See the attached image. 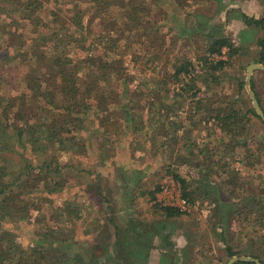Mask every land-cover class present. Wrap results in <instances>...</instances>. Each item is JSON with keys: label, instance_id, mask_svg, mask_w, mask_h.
I'll return each instance as SVG.
<instances>
[{"label": "rangeland", "instance_id": "1", "mask_svg": "<svg viewBox=\"0 0 264 264\" xmlns=\"http://www.w3.org/2000/svg\"><path fill=\"white\" fill-rule=\"evenodd\" d=\"M157 1H131L132 7H136L133 12L150 21L152 29L134 38L131 37L133 33L126 30L128 27H121L125 31L124 38L131 37L133 44L124 47L125 41H120V44L110 42L114 52L119 48L112 56L122 59L130 75L138 76L135 86L142 84L139 91L141 94L146 91L147 104L150 101L154 104V94L149 89L154 81L151 73H157V76L158 71L172 73L174 66L179 67L185 58L195 61L199 73L203 66H199L197 59L205 56L207 35L214 34L209 43L222 35L234 41L238 52L230 57L224 70L216 74V81L208 84L202 75L197 84L191 83L179 97L174 98L175 107L183 106L185 109L176 108L167 114L165 106L159 104L154 110L159 111L161 121H165L173 116L185 117L192 109V116L195 114V120L201 125L190 131L192 142L206 148V155L210 154L216 165L211 168V162L206 159L208 156L196 155L199 149L191 156L195 159L187 162L183 157H188L185 150L177 153L179 144L174 145L175 148L165 145V140L169 139L164 140L158 133L164 125H153L151 111L140 114L142 125H135L132 129H126L125 124L117 120L118 115L99 118L102 116L96 114L91 125H83L84 130L79 136L83 137L82 140L78 137L74 140L80 150L55 154L62 165L61 172H55V167L48 172H35L34 180L37 181L30 187V197L25 199L32 208L27 218L5 224L7 229L16 232L17 243L24 248L34 247L38 241L44 240V246L47 245L57 257L56 264H227L231 259L228 249L237 253L235 256L249 257L253 250H257L254 240L264 235L263 228L255 226L254 217L248 215L250 210L257 211L252 203L255 195L251 193L264 191V121L259 117L247 88L248 67L261 62L264 53V25L243 23L239 12L243 8V0H177L178 6L170 11L176 8L182 17L166 19L158 29L153 25V18L160 19L157 16ZM229 5L240 8L238 11L235 8L237 12L233 13L234 10H227ZM249 5L251 13H256L258 17L255 20L264 21V0H255ZM51 9L49 7L46 13ZM17 22L18 33L23 34L25 39L35 35V26L20 18ZM92 29L96 34L107 36V24L98 21ZM6 33L0 32V47L3 49L11 46ZM136 41H142L140 49ZM134 52L138 55L133 56ZM213 59L220 57L214 56ZM3 65L6 64L3 62ZM29 65L28 61L21 67L22 75L28 73ZM8 68L6 66L5 71ZM43 75L47 81L48 74L43 72ZM35 77H41L39 72L35 73ZM252 79L255 87L251 85L249 89L261 101L259 104L264 111V72L260 75L255 72ZM5 86H1V91L9 97L22 94L17 92L18 88L13 89V84L6 83ZM135 86L133 84L131 88ZM166 87L159 101L173 106V93L183 88L181 83L172 82H168ZM20 89L26 94L32 92L26 84ZM196 94L200 99L207 97L201 107L208 102L211 104L208 111L213 110V113L208 123L203 122L207 119V112L198 111ZM151 103L147 105L142 101L145 107H150ZM217 109L238 114L235 121L238 125L235 135L238 136L234 140L231 135L222 132L221 123L215 120ZM74 127L71 134L80 125ZM229 141L236 149L226 155L228 168L236 166L241 175L237 180L250 182L246 186L245 197L240 199H235L237 191L229 195L222 183L227 178L221 169L224 163L217 165L226 154L222 143ZM145 144L152 147V156L143 152ZM160 149L164 156L160 155ZM21 152L24 157L17 154L2 156L0 153V160L4 163L6 157L4 164L8 169L19 171L28 164L35 169L34 166L42 165L48 158H37L30 148ZM239 160L242 161L240 167ZM242 164L248 168L245 170ZM208 167L211 169L207 170ZM242 169L245 174H242ZM174 173L186 177L189 190L195 195L191 201L186 199L190 206L188 212L169 219L164 217L157 204L177 205V200L185 199ZM168 186L171 197L168 193L164 194ZM158 187H161L160 192H157ZM53 234L58 238L56 241L63 245L56 244L51 248L56 239ZM261 257L264 260V254Z\"/></svg>", "mask_w": 264, "mask_h": 264}, {"label": "trees", "instance_id": "2", "mask_svg": "<svg viewBox=\"0 0 264 264\" xmlns=\"http://www.w3.org/2000/svg\"><path fill=\"white\" fill-rule=\"evenodd\" d=\"M131 1L0 0V32L4 35H7L6 32H8L11 45L4 49L0 47V153L2 156L17 154L24 157L21 150L30 148L37 158L48 157L42 165L34 166L35 169H33V165L28 164L20 168L19 171L8 169L4 164L7 161L6 157H4V163L0 160V264L57 263L55 261L57 257L50 251V248L48 249L47 245L44 246V240L38 241L34 247L24 248L17 243L16 232L7 229L5 224L27 218L32 208L30 202H26L25 199L30 197L32 192L30 187L37 181L34 180L35 172H48L53 167H55V172H61L62 165L58 162L55 154L80 150L78 143L74 140L77 137L80 138V133L84 130L83 125L92 124L96 114L102 116L99 118L118 115L117 120L123 122L126 129H132L135 125H142L143 120L140 114L151 111L153 125H164L160 126L161 129L158 133L164 140L169 139L165 140L166 143L176 145L183 142L181 151L187 152L188 157L183 155L187 162L195 159L191 156L198 149L196 155L206 154V148L200 147L199 144H196L197 142L193 143L190 139L192 128L201 126L200 122L195 120V114L192 116L190 112L192 109L185 117L173 116L165 121H161L159 111L154 112V110H157L159 104L165 106L167 114H171L176 108L185 109L183 106L175 107L174 98L179 97L191 83L197 84V81L203 78L202 75L208 84L216 81V74L223 71L228 62L212 60L211 57H221L224 48L229 49L230 57H232L238 52V49L229 37L223 35L209 43V38L213 39L214 35L209 31L211 35L206 37L205 56L197 59L199 66H203L202 70L197 73L195 61L185 58L179 67L174 66L172 73L164 70L158 71V76L157 73L155 75L151 73L154 81L153 87L150 88L149 85V89L154 94L155 102L153 104L150 101L147 104L149 99L146 91L142 94L139 91L142 84L135 86L139 79L138 76L130 75L125 70L122 59L112 56L116 55L119 48L114 52L113 45L109 44L110 42L120 44L122 43L120 41H125L124 47L131 46L133 44L130 42L132 36L138 38L137 35L140 33L146 34L148 30L152 29L150 21H145L144 18L133 12L136 7H132ZM160 1L162 0L156 2L157 16L160 19L154 20L153 18V25L158 29H161L166 19L175 20L181 16L177 13L176 8L170 11L172 7L178 6L177 0H164L159 4ZM49 7L52 9L46 13ZM45 15L46 20H44ZM141 15H145V13ZM240 17L248 25H264L263 20H255L246 15H240ZM18 18L28 21L36 27V31L33 32L36 37L33 35L31 38L25 39L23 34L18 33ZM121 19H123L122 23H120ZM98 21L101 24H107V36L94 33L92 26L98 24ZM121 27H128L129 29L126 30L133 35L124 38L125 31ZM141 43L142 41L135 42L140 46L139 49ZM134 55L136 56L138 53L134 52ZM28 61L30 63L28 73L22 75L20 69ZM3 62L6 65L1 66ZM6 66L10 67L7 71H5ZM37 72H39L40 78L35 77ZM43 72L49 76L47 81L44 79ZM169 79L170 81H168ZM168 82L169 84L170 82L172 84L181 83V88H183L173 93L171 99L173 106L159 101V98L166 92ZM6 83L13 84V89L18 88L17 92L22 94L15 97L7 96L1 91V86L5 88ZM25 84L32 91L30 94L33 93L34 96L26 94V91H21V86ZM45 84H47L46 87H44ZM133 84L135 88H131ZM251 85L255 87L254 83ZM194 96L198 98V94ZM200 97L203 98L201 95ZM206 99L207 97L205 99L198 98L199 106L197 108L200 112H207V119H204L203 122L208 123L213 110L208 111L211 106L209 102L201 107ZM142 101L147 105L151 103V106H143ZM237 116L238 114H228L222 109H217L216 115H214L215 120L221 123L222 132L231 135L233 140L238 136L235 135L238 128L235 122L238 120ZM75 125H80V127L71 134ZM187 125H189L188 128ZM184 135L187 136L184 137ZM82 138L80 139L82 140ZM222 144L226 145L224 153L235 152L236 146H232L228 142ZM147 149V144L143 145V152L150 153L149 155L152 156ZM160 150V155L163 156V151ZM52 156L55 158L49 160ZM196 159L198 160L199 157ZM208 160L211 162V168L216 165L215 161H212L211 155ZM220 163H224L221 169L227 178L222 183L229 191V195L237 191L238 197L235 199L243 198V193L248 191L246 186L250 182L237 180V177L241 175L237 170L228 168L224 157L217 165ZM210 167L207 170H210ZM173 176L183 189V197L191 201L195 192L189 190L186 177L178 173H174ZM160 191L161 187H158L157 192ZM251 194L255 195L252 203L256 206L257 211L250 210L248 215L251 218L254 217L255 226L259 225L264 230V191ZM157 206L161 208L165 218L182 216V212L177 208L160 204ZM64 212L66 213L65 209ZM231 216H233V212H231ZM55 234L53 235L56 239L51 244V248L56 244L63 245L56 241L58 238ZM254 244L257 250L251 249L253 251L249 255L261 260L264 264L261 257L264 254V235H260L254 240ZM228 251L231 258L237 255L231 249Z\"/></svg>", "mask_w": 264, "mask_h": 264}, {"label": "crops", "instance_id": "3", "mask_svg": "<svg viewBox=\"0 0 264 264\" xmlns=\"http://www.w3.org/2000/svg\"><path fill=\"white\" fill-rule=\"evenodd\" d=\"M253 2H255V0H251V1H248V0H245V1H244V0H243V8H241L242 10L239 9V10H240V11H239V12H240V15H244V14H245L247 17H250V18H254V17H256V16H255L256 13H251V12H252V10H251L252 8H251V6L249 5L250 3H253ZM244 5H245V7H244ZM235 8H237V11H238V8H240V7H238V5H237V6L229 5V7L227 8V10H234V11H232V12L235 13V12H237ZM257 18H258V17L254 18V19H257ZM229 22H230V20H229ZM243 23L245 24V22H243ZM245 25H246V24H245ZM229 38H230V37H229ZM230 39H231V38H230ZM231 40H232V39H231ZM232 42L234 43L233 40H232ZM234 46L236 47V44H234ZM236 48H238V47H236ZM213 57H214V56L211 57L212 60H216V61H218V60H223V61L229 62V61H230V53H229V49H228V48H224V49H223V55L220 57V59H218V60H217V59H213ZM263 57H264V53H262L261 62L258 61L257 63H252V64L264 65V60H262ZM252 64H250V65H252ZM250 65H249V66H250ZM248 68H249V67H248ZM255 72H257V73L260 75V74H263L264 71H255ZM255 72L252 74V77H253V75L255 74ZM247 77H248V71H247ZM252 80H253V79H251V83H252ZM188 126H189V125H187V128H188ZM193 129H194V128H192V130H193ZM188 130H189V129H188ZM180 134H182V132H180ZM185 136H187V135H184V137H185ZM190 139L193 140V139H192V134H190ZM165 143H166V142H165ZM228 143H230V142H228ZM165 145L171 146L170 143H166ZM172 146L175 148L174 145H172ZM178 146H179V149H178L177 153L182 152V151H181V149H182V147H181V143H180ZM223 146H226V145H223ZM151 149H152V147H148V149H147L148 152H151ZM173 151H174V150H173ZM164 152H166V151H164ZM233 154H234V153H233ZM164 155H165V153H164ZM164 155H163V156H164ZM226 155H227V154H224V156H223L224 159H226ZM203 156H208V157H209L210 154H209V155H206V154H205V155H203ZM208 157H206L207 160H208ZM223 157H222V158H223ZM207 160H206V161H207ZM208 161H209V160H208ZM240 163H242L241 160L238 161L239 167H240ZM242 165H243V164H242ZM243 168H245V170H246L248 167H247V166L244 167V165H243ZM234 169L237 170V171L240 170V169L237 168L236 166H235ZM242 171H243L242 174H245L244 172H246V171H244L243 169H242ZM238 172H239V171H238ZM227 191H228V190H227ZM228 193H229V191H228ZM245 195H246V193H243V197H245ZM248 256L250 257V255H248Z\"/></svg>", "mask_w": 264, "mask_h": 264}, {"label": "water", "instance_id": "4", "mask_svg": "<svg viewBox=\"0 0 264 264\" xmlns=\"http://www.w3.org/2000/svg\"><path fill=\"white\" fill-rule=\"evenodd\" d=\"M255 71H264V65H257V64H252L249 66L248 68V77H247V88L249 90L250 95L252 96L253 99V105L259 115V117L264 121V111L262 110L259 101L257 100V98L254 96V93L252 90H250L249 88L251 87V79H252V74ZM239 262H247V263H254V264H262L261 261L255 259V258H251V257H239V256H235L232 257L227 264H235V263H239Z\"/></svg>", "mask_w": 264, "mask_h": 264}, {"label": "built area", "instance_id": "5", "mask_svg": "<svg viewBox=\"0 0 264 264\" xmlns=\"http://www.w3.org/2000/svg\"><path fill=\"white\" fill-rule=\"evenodd\" d=\"M169 194V196L171 197L172 194L169 190V186L168 187H165V191H164V194ZM178 203L177 205H170V204H166L164 203V206L167 205V206H171V207H174V208H177L180 212H188L190 210V206L189 204L187 203L188 201L186 199H179L177 200ZM161 204H163L162 202H160Z\"/></svg>", "mask_w": 264, "mask_h": 264}]
</instances>
